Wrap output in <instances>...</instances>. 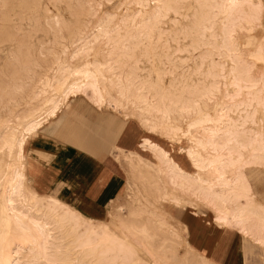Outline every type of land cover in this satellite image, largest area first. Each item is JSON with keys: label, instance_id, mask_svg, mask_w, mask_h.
Wrapping results in <instances>:
<instances>
[{"label": "bare ground", "instance_id": "bare-ground-1", "mask_svg": "<svg viewBox=\"0 0 264 264\" xmlns=\"http://www.w3.org/2000/svg\"><path fill=\"white\" fill-rule=\"evenodd\" d=\"M181 1L133 0V10L106 11L88 28L86 16L100 0H0V43L12 35L10 25L24 20L80 24L62 49L74 46L70 57H57L52 72L31 93V99L41 98L42 103L13 124L0 116V264H139L135 247L122 235L130 226H117L114 211L107 217L88 216L59 197L40 194L26 173L29 137L56 117L70 97L87 89L99 107L129 106L126 114L137 117L146 131L170 142L187 140L176 153L183 149L193 172L186 171L181 155L172 154L165 142L149 136L138 141L141 148L150 149L156 172L178 191L160 189L161 200L181 207L198 201L216 223L235 226L264 245V202L256 199L244 172L264 164V41L239 39L255 22L264 24V0H194L187 22L181 20L188 16L180 13ZM61 3L75 10L69 15L49 13L50 4ZM165 18L177 26L169 37L177 44L186 41L175 49L186 51V61H192L176 80L180 88L164 83L165 73L181 64L172 59L171 46L157 43L164 39L160 24ZM93 50L94 59L72 62ZM141 57L152 64L147 74L133 65ZM129 137L126 145L132 146L134 135ZM146 211L150 221L166 224L162 212Z\"/></svg>", "mask_w": 264, "mask_h": 264}, {"label": "rangeland", "instance_id": "rangeland-1", "mask_svg": "<svg viewBox=\"0 0 264 264\" xmlns=\"http://www.w3.org/2000/svg\"><path fill=\"white\" fill-rule=\"evenodd\" d=\"M186 1L187 0H182L179 2L178 6L181 10L180 13L184 12L183 14L187 13L188 15L192 12L194 0ZM49 7V13L52 14L59 11L69 15L71 11L75 10L74 8H66L62 3L59 6L60 9L57 6H52V4H50ZM134 8H136V5L133 0H100L99 4L93 6L94 13L86 16L87 19L85 23L89 20V25L87 24L89 28L92 26V23L106 11H117L121 13L126 10H133ZM189 18L190 15H188L187 18L182 17L181 20L187 22ZM42 20V18L38 20H24L22 24H12L13 27L10 25L9 31L12 35L10 37L8 36L5 41L0 43V116H5L4 119H8L7 121L10 124L19 121L20 118L33 107H37L42 103L41 98L34 100L30 98L32 91L36 89L35 87H37L39 80L43 78L45 74L52 72V67L55 65L57 57L67 59L74 49V46L70 45L65 52L62 50L64 44H70L67 37L72 30L80 26L79 23L63 20L64 23L61 21L56 24L53 21L46 22ZM164 20L162 21L164 24H160V32H162L161 35L164 39L157 43L163 44L165 48L171 46L172 49L170 50L171 52H169L172 53V59H175L176 62L180 61L181 63L178 68H175L174 72L165 73L164 76L166 77H164V83L170 84V82H173L176 88H178V86L180 88V86L182 87L183 85L182 83L176 82V80L181 78L182 74H185L184 72L187 68V64H191L192 61H186L188 60V53H186V51H178L175 49L178 46H182L186 41L182 40L177 44L176 41L169 37V30L177 27L175 22L170 21L169 18H165ZM248 36H251L255 40L264 41V24H260V22L257 21L250 32L245 30L239 33V39L241 41H245ZM95 53V50H93L89 56H77L72 62H83L86 59L92 60L95 58ZM140 59L142 60L136 63L138 66L135 63H133V65L139 72L142 71L141 74H147L152 64L144 57ZM259 67H261V65ZM91 93V90L87 89L82 94L70 97V99L63 104L56 117L46 121L44 126L36 134L29 137L25 148V169L33 186L36 185L34 179L31 177L33 167H35V165L40 167L49 159L46 155H41V152L34 147V141L36 139H40L41 136H50L55 137L59 142L66 141L67 143L77 145L76 141L74 142L71 140L73 143L70 142L71 137L69 135L66 138L67 140H63L68 133L66 131L73 128L74 130H78L79 134L84 132L95 136L94 139L97 144L99 141V144H101L100 146L106 148L107 151L113 152L112 143L114 138H116V134L109 130H111V128L113 129L115 122H123L126 127L128 126L125 130L126 133L128 130L140 131L141 133L137 134V132H132L131 134L134 135V138L131 139L132 146L126 145V151L125 147L122 146L119 152L116 153L117 158L115 157V159L118 164H120L123 171H125L127 183L125 191L115 200H111L105 207H99L86 202L79 194L72 195L73 199L71 197L69 203L80 208L86 215L92 217H107L110 211H114L115 217L113 221H115L117 226L122 222L130 226L129 231L125 228L122 235H125L129 242L135 247V252L137 256H139V264L140 262L141 264H214L212 260L200 253L189 241L187 231L190 230V225L193 224H204L207 225V227L216 225L221 227V230L226 231L228 234L230 229L231 232L235 233L237 241L240 243L242 239L247 240V248H244L243 252L247 261L246 264H264V246L257 244L258 242L252 237L241 234L240 230L235 226L216 224L213 220L212 212L206 208L205 205L196 201L194 206L187 204L181 207L159 198L160 189L164 192H168L172 187L167 183V180L154 169L153 166H156L153 164L155 159L154 156L150 154V149L141 148L138 145V141H140V137L142 136H149L163 143L165 142L166 147L172 149V154H176L177 156L181 155L180 157L182 159L180 163L186 171L193 172L194 169L189 160L186 159L183 149L179 151L180 154L176 153L179 148H185L187 146V140L175 139L173 142H170L166 137L158 133L148 132L141 125L137 117H130V115H127L130 113L129 106H126V108H113L114 103L103 107L96 106V103L94 104V102H92L93 100L89 98ZM112 94H115V92L113 91ZM220 99L221 101L223 100L222 98H218V100ZM11 117L13 118L12 120ZM130 125H134L136 130L131 128ZM103 126L106 128L105 136H99L97 128H102ZM113 135L114 137L112 138ZM135 135L138 136L137 139ZM137 152L141 154L140 158ZM112 155L114 156V154ZM14 157L15 155L12 156V162ZM244 172L248 175L254 191L258 192V196L264 195V164H255L244 168ZM138 190L140 191L138 192ZM170 192L176 193L178 191L171 190ZM119 206L124 208L123 212L118 210ZM141 208L151 210L153 213L157 211L156 213L158 214L162 212V217L164 216V218H167L169 221L167 220L166 224L162 227L158 226L156 223L149 220V213L147 214V211ZM165 210L166 213H164ZM97 212L101 214L95 215ZM195 214H197V216ZM143 223L146 224L145 229L141 230L140 227H142ZM167 224L171 227H168Z\"/></svg>", "mask_w": 264, "mask_h": 264}, {"label": "crops", "instance_id": "crops-1", "mask_svg": "<svg viewBox=\"0 0 264 264\" xmlns=\"http://www.w3.org/2000/svg\"><path fill=\"white\" fill-rule=\"evenodd\" d=\"M130 126L136 130L134 125ZM126 128L128 126L126 127L123 122H115L113 129L109 130L116 134L112 143L113 152L100 146L99 141L97 144L95 136L84 132L79 134L78 130L73 128L66 131L68 133L63 140H67L69 135L70 142L76 141L77 145L66 141L59 142L55 137L50 136L36 139L34 147L49 159L40 167L37 165L33 167L31 177L36 185L32 186L42 195L56 196L68 203L72 195L79 194L86 202L99 207L107 206L111 200L121 196L127 186L125 171L116 161V153L122 146L126 151V143H128L126 140L130 138L132 132L140 133L133 130H128L126 133ZM105 131V126L97 128L99 136H105ZM137 137L135 135V138ZM256 199L264 202V195L258 196L256 191ZM99 214L101 213H95V215ZM187 232L191 244L214 264H246L243 252L244 248H247V240L242 239L240 243L230 229L228 234L216 225L207 227L204 224H193ZM257 244L264 246L259 242Z\"/></svg>", "mask_w": 264, "mask_h": 264}]
</instances>
